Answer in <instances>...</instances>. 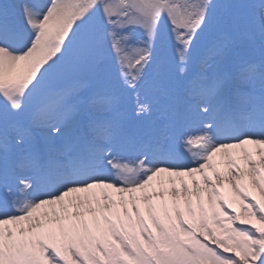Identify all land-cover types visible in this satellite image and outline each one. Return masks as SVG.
Masks as SVG:
<instances>
[{"label": "snow or ice", "instance_id": "6c2138e0", "mask_svg": "<svg viewBox=\"0 0 264 264\" xmlns=\"http://www.w3.org/2000/svg\"><path fill=\"white\" fill-rule=\"evenodd\" d=\"M0 264H264V0H0Z\"/></svg>", "mask_w": 264, "mask_h": 264}, {"label": "rangeland", "instance_id": "374dc122", "mask_svg": "<svg viewBox=\"0 0 264 264\" xmlns=\"http://www.w3.org/2000/svg\"><path fill=\"white\" fill-rule=\"evenodd\" d=\"M45 2H46V0H45ZM174 40H175V38L173 37V41ZM134 104H135V95L133 94V96L129 100V107L133 106ZM157 118H158L157 115L156 114H153V116L150 117V118H148V119H150V120H156ZM147 122H148V120H145V121H141L140 123L141 124H144V123H147Z\"/></svg>", "mask_w": 264, "mask_h": 264}]
</instances>
